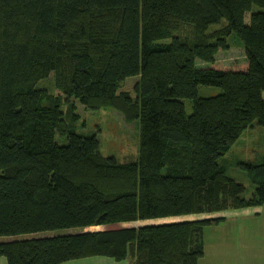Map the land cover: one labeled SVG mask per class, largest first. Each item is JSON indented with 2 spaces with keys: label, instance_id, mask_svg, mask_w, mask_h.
<instances>
[{
  "label": "trees",
  "instance_id": "1",
  "mask_svg": "<svg viewBox=\"0 0 264 264\" xmlns=\"http://www.w3.org/2000/svg\"><path fill=\"white\" fill-rule=\"evenodd\" d=\"M231 49L244 58H220ZM50 75L60 94L39 84ZM132 76L134 99L120 92ZM74 98L140 119L138 158L78 132ZM255 120L264 127V0H0V257L199 264L221 215L149 221L263 204L264 156L239 163L250 196L219 161Z\"/></svg>",
  "mask_w": 264,
  "mask_h": 264
},
{
  "label": "rangeland",
  "instance_id": "2",
  "mask_svg": "<svg viewBox=\"0 0 264 264\" xmlns=\"http://www.w3.org/2000/svg\"><path fill=\"white\" fill-rule=\"evenodd\" d=\"M261 10V7L254 6L252 11ZM251 14L246 15V20L250 21ZM226 24L223 21L220 25H211L208 32H214L213 28L222 27ZM181 31V32H180ZM180 35L183 37L193 36L194 27L190 24H185L179 28ZM231 40L238 42L242 45V41L237 36H231ZM243 48V46H241ZM238 48V47H237ZM239 49V48H238ZM231 49L228 51L220 52V58L226 59L228 63L233 60H242L243 51ZM200 63V62H199ZM139 79L138 76H132L125 79L120 86V92L129 93L134 99L136 93L134 85ZM39 84L48 89L49 93L54 95L60 94L61 91L54 82V76L39 81ZM220 88L211 85H201L199 94L202 96L215 95L220 92ZM75 99V98H74ZM76 100V113L78 118L75 120L76 129L78 132L91 135L96 134L100 139L102 152L108 156H115L121 162H128L136 160L139 156L140 146V119H131L127 112L117 107H101L99 109L86 108L85 105ZM186 110L188 113L192 112V100L184 99ZM66 107V106H64ZM131 114V112H130ZM72 122L73 120L70 119ZM264 156V127L261 126L257 120L254 126L248 128L242 135L234 142L231 149L224 155L219 157L221 164L228 168V173L236 180L243 182L247 189L245 194L250 196L255 191V185L251 182L247 172L241 168L239 163L241 161L259 163L263 160ZM248 209L252 207L236 209L228 208L216 212H205L189 215L173 216L169 218H155L150 220L149 223H160L174 220H202L207 216H220L223 217L220 223L209 224L205 226L208 239L212 241L214 238L222 237L224 242L232 241L235 239L234 247L240 248L246 241L253 240V245L257 249L258 259L252 262L254 264H264V213L259 216L248 215ZM72 229H61L53 231L57 233H66ZM75 231V230H74ZM50 233V232H47ZM219 244H223L220 242ZM209 257V256H208ZM201 264H206V257L201 258Z\"/></svg>",
  "mask_w": 264,
  "mask_h": 264
},
{
  "label": "crops",
  "instance_id": "3",
  "mask_svg": "<svg viewBox=\"0 0 264 264\" xmlns=\"http://www.w3.org/2000/svg\"><path fill=\"white\" fill-rule=\"evenodd\" d=\"M248 207H252V209H248L247 211H254L250 212L248 215L259 216L264 213V203L243 208ZM220 242L223 244H219ZM235 243V239L232 241V244L230 241L224 242L222 237H219L218 239L214 238L212 241H210L208 239L207 233H205V253L201 258L206 257V264H254V262L251 260L252 258L257 260L258 254L256 251L257 249L253 245V240L248 242L246 241L240 248L234 247L233 244ZM200 260L199 264H201ZM0 264H8L7 258L0 257ZM61 264H134V258L128 257L123 260H117L110 256H90L69 260Z\"/></svg>",
  "mask_w": 264,
  "mask_h": 264
}]
</instances>
